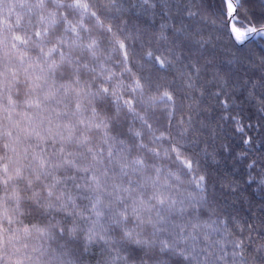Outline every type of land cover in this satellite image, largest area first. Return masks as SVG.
<instances>
[{"label": "snow or ice", "instance_id": "obj_1", "mask_svg": "<svg viewBox=\"0 0 264 264\" xmlns=\"http://www.w3.org/2000/svg\"><path fill=\"white\" fill-rule=\"evenodd\" d=\"M139 2L143 5L149 0ZM159 2L167 8L170 0ZM114 3L115 0H96L97 11H93V5L83 0H16L8 4L0 0V7L6 8L8 15L17 8L21 10L16 13L15 25L7 18L4 20V30L12 33L14 27H20L24 33L3 35L0 45L7 48L10 43L21 64L30 62L24 69L29 90L43 92L42 97L25 99L23 103L36 108L50 102L57 105L52 109L44 107L50 115L49 127L43 136L35 129L33 133H25L26 138L35 135L39 149L31 154L26 150L23 159L29 160L28 163L0 158L7 160L0 164L3 173L0 187L4 189L0 197V217L12 225L22 224V217L39 215L48 219L47 226L2 228L0 248L18 240L17 233L27 236L35 231L51 240H56L58 235L64 241L58 244V250L51 252L33 249L41 256L48 255L44 264H87L84 257L96 244L104 246L99 253L101 256L105 249L109 253L103 264H228L229 259L231 264H264V216L252 222L232 213L228 218H213L217 208L209 207L205 195L206 177L200 173V161L187 154L200 142L197 128L192 116L177 119L176 114L185 108L186 100L192 99L193 91L200 92L197 80L201 68L188 58L184 70L178 71L183 83L173 89L175 95L167 88L161 92L160 81L166 78L153 71L154 67L161 71H167L170 66L176 68L177 62L182 63L183 47L190 41L199 45L207 41L202 37L194 39L186 28L161 24L153 46L151 34L145 39L140 29L128 31L101 19L102 15L110 16L109 9ZM198 14L186 11L188 17ZM216 15L221 30L238 46L264 38V21L256 24L249 18L242 0H220ZM25 16L27 27L22 23ZM86 18L95 23L89 26ZM170 27L171 37L167 35ZM18 45L31 46L39 53L35 63H31L33 57L20 52ZM206 63L211 64V61ZM189 67L192 72L188 71ZM29 68L38 70L39 74L30 75ZM7 75L4 74L5 80ZM212 75L214 81L226 88L218 72ZM11 76L16 81V73L12 72ZM173 83L170 81L168 87ZM260 87L264 88V84ZM220 94L212 93L213 96ZM200 95L203 96V92ZM69 97L71 108L64 103ZM8 101L10 105L14 103L11 96ZM62 104L63 110H60ZM158 105L163 106L165 127L169 129L160 131L159 135L158 129L149 122ZM260 105L259 111L264 113V101H260ZM221 106L225 110L229 107L227 101H221ZM187 107L191 109L193 105L187 104ZM127 115L132 117L131 122L127 121ZM220 119H231L235 132L244 137L241 142L249 151H256L252 149V138L245 132V127L253 128L251 123L245 125L238 116L227 114ZM173 120H176L175 125ZM137 121L140 129L135 126ZM43 123L44 119H40L39 124ZM200 127L208 125L201 122ZM219 127L222 129L223 125ZM255 127L259 129L260 125ZM142 130L149 134L147 142ZM93 131L101 133L98 142L91 135ZM4 147L7 150L9 145ZM204 151L207 154L206 149ZM237 155L243 158L246 153ZM162 160L174 163L176 170L159 163ZM247 168L246 183L264 186V154H257ZM257 168L259 178L251 171ZM182 174L189 177L187 183L198 194L191 191L184 194ZM236 186V181L229 185L232 191ZM9 204L14 207L9 209ZM201 209L208 212V219H201ZM227 220L239 236L231 231ZM9 232L12 235H8ZM162 234L171 239H158ZM213 235L219 238L212 240ZM6 260V254L0 256V261L6 264ZM16 264L21 262L18 260Z\"/></svg>", "mask_w": 264, "mask_h": 264}, {"label": "trees", "instance_id": "obj_2", "mask_svg": "<svg viewBox=\"0 0 264 264\" xmlns=\"http://www.w3.org/2000/svg\"><path fill=\"white\" fill-rule=\"evenodd\" d=\"M15 2L16 0H4L5 4ZM83 2L93 5L92 10L97 11L94 6L96 0H83ZM242 2L249 18L256 24L264 21V0H242ZM151 5L155 6L151 7ZM219 9L220 0H170L167 8L159 0H149L148 4L143 5L139 0H115L114 5L109 9L110 16L105 17L102 15L101 19L106 24L119 25L128 31L134 32L136 29H140L145 39H148V34H151L153 46L161 24H169L175 28H186L194 39L202 37L207 41L203 45L190 41L187 47H183L181 49L182 63L177 62L176 68L170 66L167 71H161L158 67H154L153 71L155 74L166 78L160 81L163 85L161 92L165 88L173 92L174 88L179 87L183 83V79L178 76V71L184 70V65L189 63L188 58H191V61L201 68V76L197 80V85L200 92H203V96L200 95V92L193 91L192 99L186 100L185 108L176 114L177 119L181 116H192L193 123L197 128L200 142L198 146L190 148L187 154L196 157L200 161V173L206 177L207 191L205 195L210 202L209 207L215 206L217 208L216 216L213 218L221 216L228 218L229 213H232L238 218L244 217L249 222H252L254 218L264 216V207H262L264 206V186L256 182L251 185L246 183L249 173L247 164L251 159H255L257 154H264V113L259 111L260 101H264V88L260 87L261 84H264V38H256L250 40L242 47L238 46L229 39L226 31H222L219 27V20L216 15ZM187 10L198 12L199 14L195 17H188L186 15ZM17 12H21V10L17 8L11 15H8L7 9L0 7V37L5 34L9 36L12 34H24L20 27H14L12 33L4 30L3 22L6 18L9 23L15 25ZM26 21L27 16H25V21L22 22L27 27ZM213 21H216V23L214 24ZM85 22L89 26L95 23L94 20L87 18ZM167 35L169 37L173 35L171 27L167 30ZM161 46H163V42H161ZM18 47L21 53L26 52L28 56L33 57L31 63H35V57L39 55L36 50H33L31 46L24 48L18 45ZM207 61H211V64H207ZM29 63V61H25L24 64H21L17 52L11 49L10 43L7 48L0 45V158L19 159L23 163L29 162V160L23 159L26 150L28 154L34 151L39 152L36 147L37 139L35 135L33 134L26 138L25 133H33V129H35L43 136L49 127L47 118L50 115L49 111H44V107L49 109L57 107L54 102H50L41 108L28 107L23 103L25 99H35L37 96L42 97L43 95L42 91L30 92L29 90V83L24 73V69L28 68ZM188 71L192 72L191 67L188 68ZM12 72L16 73V81L12 79ZM213 72H218L224 78L226 88L213 80ZM5 73L8 74L7 80H5ZM29 74L35 76L39 72L29 68ZM170 81L175 82L172 87H168ZM253 84L256 87H253ZM5 85L8 86L5 87ZM214 92H220L221 94L213 96L212 93ZM173 95H175V92H173ZM9 96L14 102L11 105L8 101ZM70 99L69 97L64 103L69 104L71 108ZM221 101L228 102L229 107L227 110L221 106ZM187 104H192L193 107L189 109ZM162 107V105H158L155 114L149 120L153 128L158 129L157 135H159L160 131H169L165 127L167 121L164 112L161 111ZM59 108L63 110V104ZM138 110L142 111L139 106ZM225 114L229 115V117L238 116L245 125L249 123L253 125L252 129L245 127V132L248 137L252 138V149L256 150L255 152L249 151L248 147L241 142L244 137L235 132L231 119L227 121L220 119ZM40 119H44L42 125L39 124ZM126 119L129 122L132 121L130 115H127ZM201 122L208 125V127L201 128ZM55 123L56 121L52 125L54 131ZM172 123L175 125L176 120H173ZM257 124L260 125L259 129L255 127ZM219 125H223V128L221 129ZM135 126L137 129L141 127L138 121ZM213 129H215V135H213ZM142 131H144L145 142H147L149 134L146 130ZM171 131L174 133L175 127ZM9 132L11 136L7 135ZM91 135L94 141L98 142L101 133L93 131ZM113 135H115V131ZM120 138L123 139L125 137ZM5 144L9 145L7 150L4 147ZM164 146H167L166 142ZM48 147L50 149V143ZM12 149L16 151L13 152ZM205 149L207 154H205ZM241 152L246 153L243 158L237 155ZM5 162H7L6 159H0V164ZM159 163L168 165L173 170L177 168L174 163L168 160H162ZM251 171L253 175L259 178L258 168ZM2 177L3 173L0 172V178ZM182 179L185 181V184L182 185V189L186 190L184 194L186 195L187 191L196 193V189L187 183L189 177L182 174ZM232 181H236L238 185L235 187V191H232L231 187H229ZM10 189L11 185H9ZM3 195L4 189L0 187V197ZM78 203H86V201H78ZM223 205H227L226 209L221 208ZM8 207L11 209L14 205L9 204ZM188 215H192L191 209H189ZM208 215L207 211L201 209V219H208ZM56 218L61 219L59 216ZM21 219L23 220L22 224L14 223L8 225L0 217V229L9 227L22 229L26 225L31 227L32 224L43 228L48 223L47 218L39 215L22 217ZM174 219L176 218L174 217ZM52 222L55 223V220ZM227 222L231 231L239 236L231 221L227 220ZM8 235H12V233L9 232ZM17 235L19 236L18 240L14 239L12 243L0 248V256L6 254V264H16L18 260L21 264H44L48 259V255L41 256L40 252L33 251V249L43 248L51 252L53 249L58 250V244L64 243L58 235L56 240H51L40 236L35 231L27 236L23 233H17ZM161 238L171 239L167 234H162L161 237H158V239ZM218 238V235L211 237L212 240ZM102 248H104L103 244L92 246L91 253L84 257L87 264H96L97 261L103 264L105 256L109 255V253L105 249L104 256H101L99 253ZM227 250L231 251L230 245L227 246ZM28 257H31V259H28ZM37 257H39V262ZM0 264H5V261H0ZM228 264H231L230 259Z\"/></svg>", "mask_w": 264, "mask_h": 264}]
</instances>
